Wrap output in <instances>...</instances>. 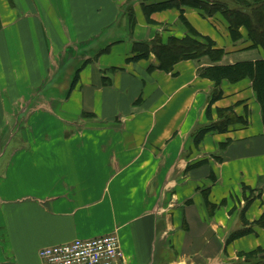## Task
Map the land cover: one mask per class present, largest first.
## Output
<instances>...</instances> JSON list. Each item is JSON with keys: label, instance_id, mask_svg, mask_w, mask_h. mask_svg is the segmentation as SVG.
I'll use <instances>...</instances> for the list:
<instances>
[{"label": "crops", "instance_id": "obj_1", "mask_svg": "<svg viewBox=\"0 0 264 264\" xmlns=\"http://www.w3.org/2000/svg\"><path fill=\"white\" fill-rule=\"evenodd\" d=\"M123 4L0 0V264H43L42 247L109 233L122 264H248L264 249L254 225L264 215V125L251 81H224L212 104L245 124L195 143L214 86L199 75L208 58L171 72L148 69L153 55L128 62L132 40L186 31L176 8H138L130 37L116 29L127 25ZM183 16L225 50L222 64L264 58L244 27L231 40L220 12L185 6Z\"/></svg>", "mask_w": 264, "mask_h": 264}, {"label": "trees", "instance_id": "obj_2", "mask_svg": "<svg viewBox=\"0 0 264 264\" xmlns=\"http://www.w3.org/2000/svg\"><path fill=\"white\" fill-rule=\"evenodd\" d=\"M142 5L145 15L153 11L176 8L180 11V21L185 29L182 37L168 36L164 39L155 34L154 38L146 41H132L131 55L127 61H138L148 59L150 55L155 57V64L149 65L148 69H159L171 72L174 65L182 60H200L207 57L209 64L199 69V75L208 78L214 83L210 93L209 103L205 113L207 123L196 127L193 131L194 142L199 143L202 137L209 131L225 132L231 125L236 123L245 124V119L236 114L234 107H223L212 109V104L222 97V83H237L242 79L251 81L252 90L260 104L262 121L264 125V58L255 60H242L233 63L222 64L225 50L217 48L215 42L207 36H202L183 16V7H193L202 10L205 14L220 12L228 23V31L233 42L242 38L239 31L244 27L248 39L253 47L264 49V0H242L246 5H230L224 0H138ZM133 1L127 0L122 5L121 13L127 15L130 22L135 21ZM238 4V2H237ZM245 6L247 8L243 9ZM75 71L71 87L78 78ZM213 112L216 117L213 118ZM256 226L264 227V215L254 223ZM252 226L240 228L230 232L227 240L250 232ZM244 262L248 264H264V249L257 248L245 255Z\"/></svg>", "mask_w": 264, "mask_h": 264}, {"label": "built area", "instance_id": "obj_3", "mask_svg": "<svg viewBox=\"0 0 264 264\" xmlns=\"http://www.w3.org/2000/svg\"><path fill=\"white\" fill-rule=\"evenodd\" d=\"M43 264H122L123 252L116 233L78 238L38 250Z\"/></svg>", "mask_w": 264, "mask_h": 264}, {"label": "rangeland", "instance_id": "obj_4", "mask_svg": "<svg viewBox=\"0 0 264 264\" xmlns=\"http://www.w3.org/2000/svg\"><path fill=\"white\" fill-rule=\"evenodd\" d=\"M127 0H124V4H125V2H126ZM133 2V11H134V16L136 15V9H138L139 8V10H142V5L139 3V1L138 0H132ZM226 3H228V4H230V5H240L241 3L242 4H244V5H246L248 2L247 1H242V0H224ZM237 2H238V4H237ZM240 3V4H239ZM139 6V7H138ZM243 9H245V8H247V7H245V6H243L242 7ZM121 10H122V7H121ZM143 13H144V11H142ZM124 14H126V13H124ZM127 16V15H126ZM135 25H136V22L134 21L133 23L132 22H130L129 21V19H128V17H127V25L126 24H124V20H122V22H118L117 23V25H116V29H117V31H119V30H123V32H124V30H126V31H128V33H129V36L130 37H133L132 35L135 33L134 32V29H135ZM119 28V29H118ZM155 34H159V35H161L164 39H166L168 36H166V35H162V33H160V32H158V31H156L155 33H153L152 35H150V37H147V38H143V39H140V40H138V41H146V40H151V39H153L154 38V36H155ZM132 41H137V40H132ZM132 45V44H131ZM93 46L95 47H97L98 49L99 48H101L102 47V45L101 44H99L98 43V41H96L95 39H94V41H93ZM94 54H95V52H93ZM255 54L254 53H250L249 55H248V57H251V56H254ZM151 56V55H150ZM238 58H241V57H238ZM202 59V58H201ZM201 59L200 60H194L195 62H199V61H201ZM209 61V60H208ZM199 70V69H198ZM208 79V78H207ZM211 81V80H210ZM212 91V90H211ZM211 91H210V93H211ZM209 98H210V95H209Z\"/></svg>", "mask_w": 264, "mask_h": 264}]
</instances>
